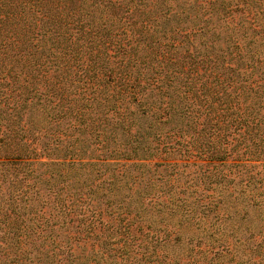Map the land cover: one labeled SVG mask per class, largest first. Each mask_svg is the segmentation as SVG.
<instances>
[{
	"label": "trees",
	"instance_id": "obj_1",
	"mask_svg": "<svg viewBox=\"0 0 264 264\" xmlns=\"http://www.w3.org/2000/svg\"><path fill=\"white\" fill-rule=\"evenodd\" d=\"M139 157L264 160V0H0L2 238L103 228L101 205L130 235L151 184L126 200L109 160Z\"/></svg>",
	"mask_w": 264,
	"mask_h": 264
},
{
	"label": "rangeland",
	"instance_id": "obj_2",
	"mask_svg": "<svg viewBox=\"0 0 264 264\" xmlns=\"http://www.w3.org/2000/svg\"><path fill=\"white\" fill-rule=\"evenodd\" d=\"M169 160L178 165H167L162 158L109 160L117 165L115 189L126 200L142 186L140 180L151 184L140 213L123 221H129L130 235L102 234L110 216L101 205L103 228L96 221L94 230L87 231L85 221L79 223L77 218L44 241L41 236L28 238L24 251L16 248L12 233L0 229V264H263L259 261L264 258V160L229 158L219 163L192 158L189 166L183 165L186 160ZM91 167L94 172L100 169L101 178L113 173L99 164L79 172L86 174ZM127 168L125 176L117 173ZM125 179L131 186L128 190ZM105 185L104 190L114 189ZM151 234L162 235L151 238ZM166 234L169 238L164 239ZM2 235L14 239L4 240ZM32 241L44 244L41 252L30 251ZM54 243L59 247L52 249Z\"/></svg>",
	"mask_w": 264,
	"mask_h": 264
}]
</instances>
